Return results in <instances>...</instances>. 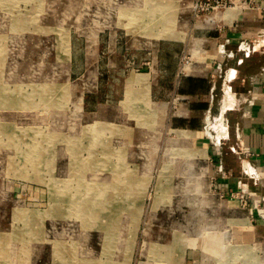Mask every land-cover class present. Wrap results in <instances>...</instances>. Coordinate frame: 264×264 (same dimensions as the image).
<instances>
[{
    "label": "rangeland",
    "instance_id": "obj_1",
    "mask_svg": "<svg viewBox=\"0 0 264 264\" xmlns=\"http://www.w3.org/2000/svg\"><path fill=\"white\" fill-rule=\"evenodd\" d=\"M196 2L0 0V264H139L140 257L181 264L171 255L185 247L187 264H261L232 243L231 232L201 227L215 223L222 201L264 222V204L247 195L260 197L262 187L242 168L254 163L236 159L229 132L216 142L225 121L218 132L203 123L223 112L228 68L216 75L208 102L191 103L211 108L186 128L174 117L177 96L156 108L157 117L147 90L152 75H140L148 73L139 60L149 61L153 39L168 41L171 72L160 76L171 78L172 95L184 76H203L201 68L226 58L231 45L219 55L214 38L255 10L230 0L226 10L207 12ZM246 19L236 32L255 33ZM97 105L104 112L87 117ZM201 126L203 135L190 141L189 130ZM220 159L229 173L240 164L241 178L225 172L222 179L214 167ZM209 233L225 238L220 259Z\"/></svg>",
    "mask_w": 264,
    "mask_h": 264
},
{
    "label": "crops",
    "instance_id": "obj_2",
    "mask_svg": "<svg viewBox=\"0 0 264 264\" xmlns=\"http://www.w3.org/2000/svg\"><path fill=\"white\" fill-rule=\"evenodd\" d=\"M261 14L262 13L259 10L255 9L252 10L251 13H244L241 17L238 16V18L233 21L235 22L236 29L237 27H241L239 24H241L248 17V19H246L250 23L248 28L251 32L254 30L255 33H250L248 31L236 32L235 29H229L227 32L216 36L214 40L216 41V44H218L219 55H222L220 49L223 48V44L231 45L227 48L226 58L221 56V58L217 60L218 62H216L217 64L214 68H211L209 64L206 69L205 67L201 68L200 70L203 71V76H184V78L180 79V81H178L174 86L172 95L170 87L171 78H168L166 82L162 81V76H160L163 75L161 71H164L165 74L167 72H171V44H166L168 41H158L153 39L156 41L157 47L156 49H153V51L147 53V56L150 55L151 58L147 61L145 59L148 58L144 57L139 61L142 60L141 62L143 63H141V65L144 66L143 69L148 71V73L140 75H152V77L148 79L149 83L147 81V90L151 95L153 110L160 107L162 110H165L166 105L168 106V104H171V97L177 96L176 100H181L182 102L178 104V109H182V111L178 110V112H174V117L184 120V122L179 125L184 126V128L191 126L192 119H195L193 114H197L198 112H207L210 110L211 104L209 103L204 111L191 107V103L193 101L196 102L197 99H201L202 102H208L207 99L212 97L211 94L216 86V75L219 74L221 67L228 68L229 73H227L226 70L224 71L227 73L225 75L227 79H224V84L228 82V84H230V88L226 86V84L224 85L225 90L226 88L228 89V94H225L223 104L224 107H222L223 112L220 119L225 121L226 134L221 136L218 140H216V142H218L221 138H226L229 132L230 143H228V149H232L233 151L236 149V152L239 153V156H237L236 159L238 158L237 160H241L242 156H244L242 155V151H248L249 155L247 157H249L250 162L254 163L253 166H255L256 169L253 168L249 162L244 161L242 168L248 177L256 178L259 181L262 189H255H258L261 192L260 195L262 196L264 195V24H259L264 23V15ZM153 40L151 46L154 45ZM147 43L148 42H146V44ZM185 54L186 51L184 50V55ZM143 55L146 56L144 53ZM154 59L156 61L155 64ZM154 75H156V77ZM217 77L219 78L220 76L218 75ZM201 81L205 82L201 83ZM173 100H175V98ZM97 106L99 109L97 108L95 111H87L86 116L95 117L102 113L105 106ZM160 112L161 111L156 110L155 113L157 117L160 116ZM175 113H179L180 115H175ZM203 123L208 127L205 121H203ZM201 128L202 126L199 129L195 128L193 130H189L194 133V136L190 141L195 138L194 141L196 143L197 139L203 135L202 133L206 128L204 126L203 130ZM212 131L218 132V123ZM202 142L203 147L205 139L202 140ZM208 147L207 143L205 149L206 157L208 155ZM244 158H246V156ZM224 161L225 160L223 159L215 160V171H220L219 173H221L220 177L222 179L231 176L232 179L239 180L241 178L239 170L240 164H238V170L236 173H229L230 169L228 164ZM235 183V181H232V184ZM238 183L240 184V182ZM249 195L251 199H257V197H255V195L251 192H249ZM225 202L227 204H225ZM214 209L216 210L215 223L205 224V226L201 227L208 230L218 229L222 231V233L231 232V239L234 245L239 248H245L244 250H246L247 254L250 255L249 259L252 261H259L261 264H264V222H261V220L258 219L254 221L249 218V215H252V209H249L246 214L241 213L237 209L236 202L230 203L228 201H222ZM226 212H231V217L227 218V216H225ZM166 229L169 230V227H166L165 230ZM219 238L222 240V243L225 244L223 234H221V237ZM185 248H177L173 250L171 262L181 258V264H187L186 254L184 252ZM140 259L144 261L139 264H147L148 261L145 258H138V260Z\"/></svg>",
    "mask_w": 264,
    "mask_h": 264
},
{
    "label": "built area",
    "instance_id": "obj_3",
    "mask_svg": "<svg viewBox=\"0 0 264 264\" xmlns=\"http://www.w3.org/2000/svg\"><path fill=\"white\" fill-rule=\"evenodd\" d=\"M228 2L231 3L230 0H197L196 5L199 6L200 9L209 12V11H214L217 9L226 10ZM239 2L242 3L241 8H248L249 6H251L255 8L256 10H259L261 13H264L263 0H239ZM247 152L248 151L246 150L242 151V155H244V157L245 156L247 157L249 155ZM247 195L248 197L250 196L249 194ZM240 202H244L243 204L244 206H246V200H244V194L240 196Z\"/></svg>",
    "mask_w": 264,
    "mask_h": 264
},
{
    "label": "bare ground",
    "instance_id": "obj_4",
    "mask_svg": "<svg viewBox=\"0 0 264 264\" xmlns=\"http://www.w3.org/2000/svg\"><path fill=\"white\" fill-rule=\"evenodd\" d=\"M226 90H227V88H226ZM221 116H222V112H221L220 109H218V115L213 119V121L210 122V126H208L210 130H214L215 129V127H216L219 119L221 118ZM222 129H224L223 132L225 133V127H223ZM252 199H253V201H254V203H255L256 206L260 202L264 204V197H262L261 195L257 199H254V198H252ZM258 212L262 215V218L264 219V209L258 210Z\"/></svg>",
    "mask_w": 264,
    "mask_h": 264
},
{
    "label": "clouds",
    "instance_id": "obj_5",
    "mask_svg": "<svg viewBox=\"0 0 264 264\" xmlns=\"http://www.w3.org/2000/svg\"><path fill=\"white\" fill-rule=\"evenodd\" d=\"M207 239L214 246H219V250L217 251V258L220 259V252L226 251L227 246L223 245L222 240L218 236H214L211 233L207 234ZM220 264H224L223 259H220Z\"/></svg>",
    "mask_w": 264,
    "mask_h": 264
},
{
    "label": "trees",
    "instance_id": "obj_6",
    "mask_svg": "<svg viewBox=\"0 0 264 264\" xmlns=\"http://www.w3.org/2000/svg\"><path fill=\"white\" fill-rule=\"evenodd\" d=\"M202 82L204 83L205 81H201V83H202ZM216 84H217V86H218V83H216ZM215 89H216V86H215ZM215 89H214L213 93L215 92Z\"/></svg>",
    "mask_w": 264,
    "mask_h": 264
}]
</instances>
